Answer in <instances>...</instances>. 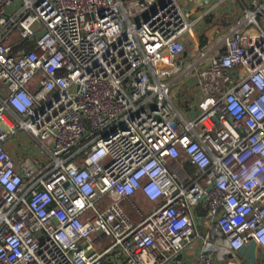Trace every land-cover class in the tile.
I'll return each mask as SVG.
<instances>
[{"label": "built area", "instance_id": "built-area-1", "mask_svg": "<svg viewBox=\"0 0 264 264\" xmlns=\"http://www.w3.org/2000/svg\"><path fill=\"white\" fill-rule=\"evenodd\" d=\"M191 28L180 0H0V264H190L197 243L193 264H242L241 247L264 249V0L196 71L186 118L166 78Z\"/></svg>", "mask_w": 264, "mask_h": 264}, {"label": "crops", "instance_id": "crops-1", "mask_svg": "<svg viewBox=\"0 0 264 264\" xmlns=\"http://www.w3.org/2000/svg\"><path fill=\"white\" fill-rule=\"evenodd\" d=\"M253 0H180L186 4L187 18L192 23L191 30L185 35L184 40L186 44V52L179 58L182 60L181 72L173 75L174 84H178L182 80H186L190 87V92L183 95L180 91L177 93V101L174 105L186 118H189L198 112V103L202 95L195 85L194 78L197 70L207 67L210 64V59L218 52L225 50L224 38L236 27L240 25L244 14L248 8L251 7ZM254 32V30H250ZM208 53L207 58L202 59V53ZM192 76V79H190ZM172 77V76H171ZM10 151L15 155H19V150L12 143L9 144ZM186 165V164H185ZM188 166V165H187ZM189 170H192L188 166ZM136 197V198H135ZM137 205L142 207L144 213L152 209L153 205L148 202L141 193L133 197ZM130 201H124L122 206L127 211ZM132 205V204H131ZM206 213L199 210V231L203 234L207 231V226L204 223ZM135 222L140 219L131 216ZM208 217V215H207ZM199 243L194 248H190L185 258L193 264L196 255L199 252ZM258 264L264 262V249L259 245L256 248ZM236 256L244 264L245 258L239 255ZM221 264H225L224 262Z\"/></svg>", "mask_w": 264, "mask_h": 264}, {"label": "rangeland", "instance_id": "rangeland-1", "mask_svg": "<svg viewBox=\"0 0 264 264\" xmlns=\"http://www.w3.org/2000/svg\"><path fill=\"white\" fill-rule=\"evenodd\" d=\"M180 4H181V7L183 8V10L185 11V12H187V5L186 4H184L183 2H180ZM173 76L172 77H168V78H166L167 80H169V81H172L173 80ZM190 79H192V76H191V78ZM189 80V78H187L186 80H182L181 82H179L178 84H174L173 85V87H172V98L174 99V101H177V93L180 91L183 95H187L189 92H190V87H189V85L187 84V81ZM26 143H23V145H25ZM32 144V143H31ZM23 145L20 147V148H18V150H19V153H22V154H26L27 153V146H26V148L24 149V147H23ZM31 148H33V146H31ZM33 153H34V155L36 156V157H38V161H43V160H46L47 158H48V154L47 153H44V154H42L41 153V148L39 147V148H35L34 150H33ZM136 198V197H135ZM135 202L137 203L138 201H137V199H135ZM138 204V203H137ZM129 207H128V210H127V213L130 215V216H134V217H136V218H138V219H141V216L139 215V213H138V211L136 210V208H134V206L133 205H131V204H127ZM138 207H139V209L140 210H143L142 209V207L141 206H139L138 205ZM146 214V213H145ZM104 243L105 244H110L111 242L109 241V240H104Z\"/></svg>", "mask_w": 264, "mask_h": 264}, {"label": "water", "instance_id": "water-1", "mask_svg": "<svg viewBox=\"0 0 264 264\" xmlns=\"http://www.w3.org/2000/svg\"><path fill=\"white\" fill-rule=\"evenodd\" d=\"M256 248L257 243L252 241L238 250V254L245 258L244 264H258Z\"/></svg>", "mask_w": 264, "mask_h": 264}, {"label": "bare ground", "instance_id": "bare-ground-1", "mask_svg": "<svg viewBox=\"0 0 264 264\" xmlns=\"http://www.w3.org/2000/svg\"><path fill=\"white\" fill-rule=\"evenodd\" d=\"M160 68L161 69H165V68H168V67L166 65H164V64H161Z\"/></svg>", "mask_w": 264, "mask_h": 264}]
</instances>
